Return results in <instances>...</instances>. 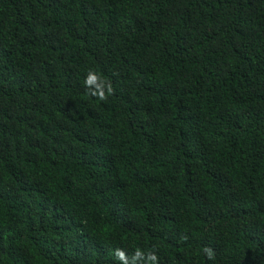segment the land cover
Returning a JSON list of instances; mask_svg holds the SVG:
<instances>
[{
    "label": "trees",
    "instance_id": "obj_1",
    "mask_svg": "<svg viewBox=\"0 0 264 264\" xmlns=\"http://www.w3.org/2000/svg\"><path fill=\"white\" fill-rule=\"evenodd\" d=\"M0 264H264V0H0Z\"/></svg>",
    "mask_w": 264,
    "mask_h": 264
},
{
    "label": "clouds",
    "instance_id": "obj_2",
    "mask_svg": "<svg viewBox=\"0 0 264 264\" xmlns=\"http://www.w3.org/2000/svg\"><path fill=\"white\" fill-rule=\"evenodd\" d=\"M95 79H96V77L90 74L89 77L86 79L85 83L86 84H92V83L95 82ZM101 98H103L102 95H101ZM118 255L120 256L121 259H123V254L122 253H118ZM151 259L154 260V257L151 258Z\"/></svg>",
    "mask_w": 264,
    "mask_h": 264
}]
</instances>
